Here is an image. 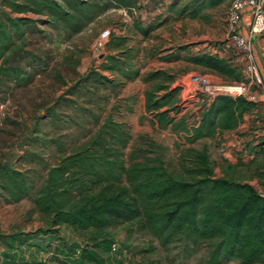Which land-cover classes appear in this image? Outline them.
<instances>
[{
  "label": "rangeland",
  "instance_id": "374dc122",
  "mask_svg": "<svg viewBox=\"0 0 264 264\" xmlns=\"http://www.w3.org/2000/svg\"><path fill=\"white\" fill-rule=\"evenodd\" d=\"M11 1L31 4L29 0H0V30H6L3 41L9 44L0 59V67L6 69L0 73V167L22 172L33 196L60 158L83 147L107 120L122 123L130 134L127 147L112 143L128 165L161 160L174 174L187 175L194 149H205L216 176L249 182L264 192V89L255 81L250 84L246 57L228 46L230 0L217 6L210 5V0H140L131 11H105L78 33L49 23L45 13L30 8L15 11ZM199 1L205 6L197 5L199 16L192 17L189 10ZM8 16L45 20L16 28ZM106 28L111 35L96 49L94 43ZM259 35L264 38V33ZM122 38L125 42L120 45ZM213 43L214 50L241 71V81L188 61L189 55L208 50ZM260 47L264 51V45ZM110 56L121 62L114 70L104 68L110 65ZM14 70L19 79L10 75ZM125 70L137 75L128 78ZM157 70L172 80L165 76L145 80ZM158 83L181 86L174 114L184 118L188 128L197 125L205 105L219 94L242 95L256 106L237 129L190 143L186 131L160 126L147 110L146 92ZM26 136L25 148L19 150ZM9 182V177L0 178L2 185ZM3 192L10 193L4 188ZM48 219L42 214L44 229L50 227ZM64 227L65 239L78 246L91 245L93 236L95 241L116 243V250H100L106 264H208L212 243L177 238L164 245L149 230L127 223L101 230ZM48 252L43 250L42 262Z\"/></svg>",
  "mask_w": 264,
  "mask_h": 264
},
{
  "label": "trees",
  "instance_id": "16d2710c",
  "mask_svg": "<svg viewBox=\"0 0 264 264\" xmlns=\"http://www.w3.org/2000/svg\"><path fill=\"white\" fill-rule=\"evenodd\" d=\"M221 1L214 0L213 4ZM29 2L31 4L24 5L11 1L10 4L15 11L23 12L30 8L38 14L45 13L49 23L62 25L72 33L80 32L111 8L131 11L140 4V0ZM198 12L192 11L191 16L196 17ZM8 18L16 28L45 20ZM150 30L151 27L144 29V33ZM4 36L6 30L1 29L0 59L9 47L8 42L3 41ZM124 42L122 38L118 44ZM109 59L110 65H104V68L114 70L121 65L117 57L110 56ZM187 59L225 78L242 80L238 67L220 54L201 52L189 55ZM5 70L0 67V73H5ZM124 73L131 79L137 75L132 70ZM10 75L20 78L17 70ZM160 76L172 80L163 70L149 72L145 80ZM161 90L164 93L159 94ZM180 90L181 86L177 84L158 83L153 90L146 92V108L160 126L171 125L176 130L186 131L190 143L237 129L245 115L256 106L254 101L242 95L219 94L205 105L197 125L188 128L185 119H177L175 115L179 109ZM129 140L130 134L122 123L107 120L83 147L60 158L34 196L22 172L12 167H0V178L9 177L10 181L0 184L16 200L32 198L41 214L48 215V225L53 228L65 224L84 230H101L118 224H136L140 229L149 230L164 245L177 238L193 242L210 240L208 264L232 260L235 264H256L264 260V195L254 185L227 175L216 176L205 149H194L187 175L174 174L161 160L153 164L133 161L128 165L120 157L117 145L125 148ZM112 143L118 148L112 147ZM112 244L109 239H103L79 247L78 256L82 262L106 264L100 250H111ZM78 249L74 252L77 253ZM59 264L72 263L59 259Z\"/></svg>",
  "mask_w": 264,
  "mask_h": 264
},
{
  "label": "crops",
  "instance_id": "0c3cea01",
  "mask_svg": "<svg viewBox=\"0 0 264 264\" xmlns=\"http://www.w3.org/2000/svg\"><path fill=\"white\" fill-rule=\"evenodd\" d=\"M213 1L210 0V5L217 6L225 0L219 4H213ZM199 2L189 12L199 11L201 7H197V5L201 4L202 1ZM198 16L199 12L196 17ZM251 24L250 9L246 8L243 12L239 31L248 38ZM260 44L264 45V38H260V35H254L252 37L254 56L264 79V51L261 50ZM213 46L215 43L210 49L202 52L219 54ZM3 188H0V264H11L12 261H15L16 264H59V259L68 260L72 264H94L82 262L78 254L74 252L84 245L78 246L65 239L63 232L65 224L56 228L50 227V230L45 231L42 214L39 210L37 211L33 199L24 197L16 200L9 192V195L5 194ZM95 240L96 236L91 237V244L98 241ZM43 250L49 251L48 254L46 253L47 255L45 254V262H42Z\"/></svg>",
  "mask_w": 264,
  "mask_h": 264
},
{
  "label": "built area",
  "instance_id": "2783aa9c",
  "mask_svg": "<svg viewBox=\"0 0 264 264\" xmlns=\"http://www.w3.org/2000/svg\"><path fill=\"white\" fill-rule=\"evenodd\" d=\"M246 8L250 9L252 24L249 30V38L241 34L240 24L242 21L243 12ZM228 29L231 34L229 45L239 50L246 57L245 72L246 78L252 84L256 82L257 86L264 89V79L260 68L255 60L254 51L252 47V37L264 33V0H230V10L227 18ZM111 35V30L103 29L94 43V47L99 49L102 42L107 40ZM246 88V84H245ZM264 195V192H260ZM116 243L112 244V250H116ZM80 250H77L79 255Z\"/></svg>",
  "mask_w": 264,
  "mask_h": 264
},
{
  "label": "water",
  "instance_id": "95a60500",
  "mask_svg": "<svg viewBox=\"0 0 264 264\" xmlns=\"http://www.w3.org/2000/svg\"><path fill=\"white\" fill-rule=\"evenodd\" d=\"M27 138H28V136L24 137V139L18 144L17 148H18L19 150H22V149L25 148V144H26V142H27Z\"/></svg>",
  "mask_w": 264,
  "mask_h": 264
},
{
  "label": "bare ground",
  "instance_id": "6f19581e",
  "mask_svg": "<svg viewBox=\"0 0 264 264\" xmlns=\"http://www.w3.org/2000/svg\"><path fill=\"white\" fill-rule=\"evenodd\" d=\"M229 88H231L230 90H238L239 89L237 87H229Z\"/></svg>",
  "mask_w": 264,
  "mask_h": 264
}]
</instances>
